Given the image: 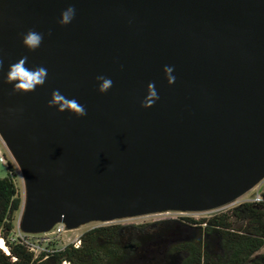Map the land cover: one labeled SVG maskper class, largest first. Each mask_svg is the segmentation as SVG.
I'll return each instance as SVG.
<instances>
[{"label":"water","instance_id":"obj_1","mask_svg":"<svg viewBox=\"0 0 264 264\" xmlns=\"http://www.w3.org/2000/svg\"><path fill=\"white\" fill-rule=\"evenodd\" d=\"M29 30L43 35L35 51ZM23 56L48 75L13 93L7 72ZM0 59L25 234L221 211L264 182V0H0ZM149 83L159 99L143 108ZM54 90L87 115L49 108Z\"/></svg>","mask_w":264,"mask_h":264},{"label":"trees","instance_id":"obj_2","mask_svg":"<svg viewBox=\"0 0 264 264\" xmlns=\"http://www.w3.org/2000/svg\"><path fill=\"white\" fill-rule=\"evenodd\" d=\"M18 170L0 178V264H264V189L261 199L201 219L183 217L142 225H103L82 245L49 248L39 257L15 240L23 200Z\"/></svg>","mask_w":264,"mask_h":264},{"label":"clouds","instance_id":"obj_3","mask_svg":"<svg viewBox=\"0 0 264 264\" xmlns=\"http://www.w3.org/2000/svg\"><path fill=\"white\" fill-rule=\"evenodd\" d=\"M75 8L68 7L61 13L59 23L61 25H68L75 17ZM50 34V33H49ZM43 42V35L34 30H29L23 34L22 43L29 51H35L40 47ZM28 61L27 56L21 57L17 62L9 66L5 83L13 84V93H29L34 92L38 86H43L48 72L43 66L36 68L26 67ZM3 68V60L0 59V70ZM168 83L171 85L175 82L173 76V67L165 66L163 69ZM96 79L100 82L98 91L100 93H106L113 85L110 78L105 76H97ZM159 99V95L156 91L155 84L149 83L147 85V95L141 103L143 108L152 107ZM48 107H55L58 112H71L77 117H84L87 115V111L83 105H81L76 99H69L59 90H54L51 93V99L48 101ZM4 242V241H3ZM5 246V243H4Z\"/></svg>","mask_w":264,"mask_h":264},{"label":"rangeland","instance_id":"obj_4","mask_svg":"<svg viewBox=\"0 0 264 264\" xmlns=\"http://www.w3.org/2000/svg\"><path fill=\"white\" fill-rule=\"evenodd\" d=\"M0 148L4 149L1 142H0ZM10 160L13 161V163L15 164V166L17 167V170H18L17 186L19 189V195H20L21 199L23 200L21 210L15 216L16 227H17L16 233H17L19 230V221L22 218V213H23V208H24V199H25L26 187H25V181L23 179V176H22L16 162L14 161V159L12 158L11 155H10ZM8 173H9V166L0 163V178H6L8 176ZM263 189H264V182L262 184H260L258 187H256L253 191L249 192L244 197H242L236 204H234L233 206H230L228 208H225L221 211H215V212L204 213V214H181V213L170 212V213H163V214H157V215H150V216L138 217V218H133V219L121 220V221L115 222L114 224L142 225V224H150V223H155V222L164 221V220H176V219H180L183 217H192L194 219H201L204 217H209V216H212L215 214L226 212V211H228L234 207H237L240 204L246 203V202L258 201L261 199V191ZM103 225H111V224L92 223L90 225H87L85 227L80 228L78 231H76L74 233L68 234L67 237H64L63 243L69 244V241H70L69 239H73L77 235H83L85 232L92 230L94 228H97L99 226H103Z\"/></svg>","mask_w":264,"mask_h":264},{"label":"built area","instance_id":"obj_5","mask_svg":"<svg viewBox=\"0 0 264 264\" xmlns=\"http://www.w3.org/2000/svg\"><path fill=\"white\" fill-rule=\"evenodd\" d=\"M0 142L2 143L4 149L0 148V163L8 165L10 163V153L0 137ZM79 230V229H78ZM78 230H68L64 224H58L52 231L39 234V235H29L21 232H18L15 235V240L21 239L24 244L39 257L44 252H49V248L55 247L57 249H64L70 245L79 248L82 245V236L77 235L73 239H69V244L63 243L64 237H67L68 234L74 233ZM68 264V263H65Z\"/></svg>","mask_w":264,"mask_h":264},{"label":"bare ground","instance_id":"obj_6","mask_svg":"<svg viewBox=\"0 0 264 264\" xmlns=\"http://www.w3.org/2000/svg\"><path fill=\"white\" fill-rule=\"evenodd\" d=\"M0 247L3 248L5 251L8 252L7 248L4 246V242L2 239H0Z\"/></svg>","mask_w":264,"mask_h":264}]
</instances>
